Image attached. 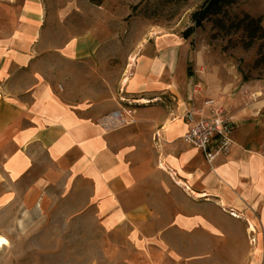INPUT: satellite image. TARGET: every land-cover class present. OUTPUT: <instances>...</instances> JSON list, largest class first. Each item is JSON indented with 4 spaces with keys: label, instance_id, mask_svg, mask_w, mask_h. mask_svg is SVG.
Listing matches in <instances>:
<instances>
[{
    "label": "crops",
    "instance_id": "obj_1",
    "mask_svg": "<svg viewBox=\"0 0 264 264\" xmlns=\"http://www.w3.org/2000/svg\"><path fill=\"white\" fill-rule=\"evenodd\" d=\"M92 7L0 0V217L53 213L75 241L98 240L86 226L94 222L111 248L125 241L123 264H257L260 242L249 252L247 238L264 229L263 155L243 132L212 164L184 140L185 115L217 98L223 80L209 73L199 101L163 107L168 66L141 55L116 91L113 46ZM122 109L137 123L107 129L102 119Z\"/></svg>",
    "mask_w": 264,
    "mask_h": 264
},
{
    "label": "rangeland",
    "instance_id": "obj_2",
    "mask_svg": "<svg viewBox=\"0 0 264 264\" xmlns=\"http://www.w3.org/2000/svg\"><path fill=\"white\" fill-rule=\"evenodd\" d=\"M204 3L205 0H104L101 6L93 5L99 23L104 24L99 33L113 46L110 67L115 90L120 88L131 58L141 55L161 57L168 66L162 82L168 85L164 89L169 92L166 94L162 90L161 99L155 103L163 107L178 106L181 99L186 103L199 101L192 98L206 88L205 78L209 73L218 75L223 80L219 96L200 98L202 103L195 110L204 115L207 109L211 114L205 103L214 100L216 110L234 122L235 135L243 132L245 146L264 157V70H253L258 44L245 50L243 32L227 34L216 26L218 19L230 23L250 15L262 18L264 27V0H235L219 15L210 16L193 36L184 39V33L195 25L194 14ZM188 72L193 76L188 77ZM243 73L254 80L244 83ZM172 79L177 81V86ZM170 84L173 89L169 88ZM125 118V122L113 124L110 130L117 131L137 123L131 114H125ZM13 214L0 217V264H123L127 258L122 254L127 249L121 250L125 241L113 240L118 246L111 248V242L101 238L103 234L94 227V222L89 224L92 229L88 224L87 229L95 238H100L75 241L73 226L69 228L53 213L28 217L18 208ZM255 217L260 220L259 210ZM260 224L257 225V240L253 242L252 235L247 239L249 252H254L252 248L260 242L258 246L263 252L256 260L257 264H264V229ZM252 254L250 261L255 258ZM134 262L141 264L136 258Z\"/></svg>",
    "mask_w": 264,
    "mask_h": 264
},
{
    "label": "built area",
    "instance_id": "obj_3",
    "mask_svg": "<svg viewBox=\"0 0 264 264\" xmlns=\"http://www.w3.org/2000/svg\"><path fill=\"white\" fill-rule=\"evenodd\" d=\"M205 106L210 109V118L197 119V115H203L202 112L189 111L185 115V121L189 125L184 135L185 142L195 148L200 149L207 161L213 163L219 156L228 155L233 147L234 122L223 112L216 110L214 100H209ZM125 114L130 115L124 109L116 111L112 115L105 117L102 123L110 130L115 123L126 121ZM236 217L234 213L231 214ZM254 242V239L252 240Z\"/></svg>",
    "mask_w": 264,
    "mask_h": 264
},
{
    "label": "trees",
    "instance_id": "obj_4",
    "mask_svg": "<svg viewBox=\"0 0 264 264\" xmlns=\"http://www.w3.org/2000/svg\"><path fill=\"white\" fill-rule=\"evenodd\" d=\"M91 4L101 6L104 0H88ZM235 0H205L202 8L194 14V26L189 28L183 35L184 39H189L195 33L197 28L203 27V23L213 15H219L225 6L233 5ZM262 18H254L245 15L241 19L226 23L222 19L216 20L217 28L225 31L227 34L243 32V48L250 50L258 44L257 59L254 63L253 70H264V27ZM243 82L248 83L251 80L249 74L243 73Z\"/></svg>",
    "mask_w": 264,
    "mask_h": 264
},
{
    "label": "bare ground",
    "instance_id": "obj_5",
    "mask_svg": "<svg viewBox=\"0 0 264 264\" xmlns=\"http://www.w3.org/2000/svg\"><path fill=\"white\" fill-rule=\"evenodd\" d=\"M136 103H140V104H149L150 102L147 101V100H140V101H138V102H136ZM249 231H251V232H253V233L256 231V227H255V225L253 224L252 221L250 222V229H249Z\"/></svg>",
    "mask_w": 264,
    "mask_h": 264
}]
</instances>
